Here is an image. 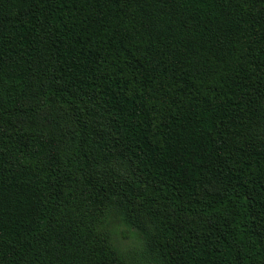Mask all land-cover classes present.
I'll use <instances>...</instances> for the list:
<instances>
[{
	"label": "trees",
	"instance_id": "16d2710c",
	"mask_svg": "<svg viewBox=\"0 0 264 264\" xmlns=\"http://www.w3.org/2000/svg\"><path fill=\"white\" fill-rule=\"evenodd\" d=\"M45 74L87 144L8 120L0 264H264V0H0V79Z\"/></svg>",
	"mask_w": 264,
	"mask_h": 264
},
{
	"label": "rangeland",
	"instance_id": "374dc122",
	"mask_svg": "<svg viewBox=\"0 0 264 264\" xmlns=\"http://www.w3.org/2000/svg\"><path fill=\"white\" fill-rule=\"evenodd\" d=\"M28 75L23 76V85L19 86V82L14 81L11 85L7 79H0V96L2 98H10L11 104L7 105L4 101H0V106L5 107L8 110H13L15 107L20 108L15 114L9 113V116L0 114V133L7 131L8 125L11 129V124L8 120H12L15 125V135L21 139L32 134L35 137H50L53 135L56 139L59 137L63 140L71 141L72 146L78 148L79 146H85L87 144V134L84 135V128L81 123H78L75 119V113L68 108V106L53 95H49L48 92L52 87V81L47 76H35L28 79ZM2 80V81H1ZM22 87L25 89L23 97L17 98L18 89ZM86 120L88 126L87 130L92 125L93 114L88 113ZM92 138H95L94 133L91 134ZM85 137L83 144L79 145L81 138ZM99 137V136H98ZM91 140V139H90ZM83 146V147H84ZM70 146L61 148V156L65 160H69L70 155L76 158L75 149ZM80 151V149H79ZM81 162H84L81 159ZM102 170V169H101ZM100 171V169H99ZM106 215L104 216L101 230H103L109 244L118 253L131 254L138 251L143 245L142 240L138 237L136 229L125 222L123 219L124 213L120 208L114 205L108 206L105 209ZM142 220L145 219V213L142 209Z\"/></svg>",
	"mask_w": 264,
	"mask_h": 264
}]
</instances>
